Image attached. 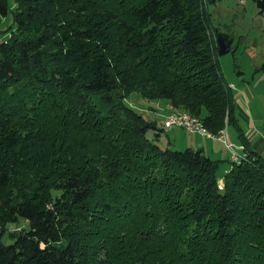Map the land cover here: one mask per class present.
Masks as SVG:
<instances>
[{
    "label": "trees",
    "instance_id": "16d2710c",
    "mask_svg": "<svg viewBox=\"0 0 264 264\" xmlns=\"http://www.w3.org/2000/svg\"><path fill=\"white\" fill-rule=\"evenodd\" d=\"M7 15L0 264H264V158L236 128L219 186L218 160L160 147L124 101L238 127L204 0H0Z\"/></svg>",
    "mask_w": 264,
    "mask_h": 264
},
{
    "label": "rangeland",
    "instance_id": "374dc122",
    "mask_svg": "<svg viewBox=\"0 0 264 264\" xmlns=\"http://www.w3.org/2000/svg\"><path fill=\"white\" fill-rule=\"evenodd\" d=\"M204 8L208 13L211 34L217 45L215 59L221 74L225 82H230L234 86L231 90L234 101L240 99L242 109L248 112L243 116L238 105L234 112L237 123L243 132L247 133L251 128L250 125L247 127L250 120L257 126L264 124V121L256 118L259 113L264 114V0H204ZM9 23L10 16L7 15L0 21V29L5 28ZM245 100H248L249 105H242ZM124 101L137 110L143 118L154 122L155 129H159L157 144L160 147L168 146L175 150L187 148L186 145H179L174 139L181 138V133L187 135L195 133H188L176 126L163 127V115L161 118L159 112L156 113L157 109L148 108L153 107L154 101L145 100L134 92L129 93ZM152 132L148 130L146 136H151ZM227 132L230 133V138L226 135L225 137L235 149L239 144L237 132L232 125H228ZM219 142L230 160L231 152L220 140ZM235 151L238 152L236 149ZM221 165L222 162H219L218 176L221 173ZM18 227H25V224L19 223ZM14 228L13 223L6 225L7 231ZM0 240L3 243L10 242L6 231Z\"/></svg>",
    "mask_w": 264,
    "mask_h": 264
},
{
    "label": "crops",
    "instance_id": "0c3cea01",
    "mask_svg": "<svg viewBox=\"0 0 264 264\" xmlns=\"http://www.w3.org/2000/svg\"><path fill=\"white\" fill-rule=\"evenodd\" d=\"M251 79H253V76L251 77ZM227 84H231L230 82H227ZM233 86V84H231ZM234 88V86H233ZM232 90V89H231ZM240 99H236L235 101V109H237V105L240 109V112L243 114V116H246V109L243 110L241 107V103H240ZM242 105H249L248 100H245L244 103H242ZM149 109L153 110L154 108L157 109L156 113L159 112V116L162 118V115L165 113L166 110L170 109L169 105L164 101V100H158V101H154L153 103V107L149 106ZM248 113V112H247ZM256 118H259L260 121H264V114L263 113H259ZM237 123V120H236ZM251 126V128L248 130V132H243V129L240 127V125L237 123L236 127L235 125H232L234 127V129L237 132V129H239L238 132H240L245 141L248 143L249 148L252 149L253 151H255L256 153H258L259 155H263L264 154V124L263 126H257L255 125L251 120L248 122V126ZM227 126H225V128L223 129V131L225 132L226 136L230 138V133L227 132ZM237 128V129H236ZM185 132V131H183ZM227 132V133H226ZM237 132V134H238ZM238 137V136H237ZM238 141L239 144L238 145H242L240 142V137H238ZM176 142L178 141L179 145H186L187 147L191 148V149H200L202 151V153L207 156L210 159L213 160H218L219 162H222L221 165V173L219 175V179H218V185L221 186L222 185V175L224 172H226L229 168H230V160H228L227 154L225 149L222 147L221 143L219 142V139L216 136H212V137H206L203 135H199V134H192V135H187V134H183L181 133V138H175L174 139ZM168 142V140H167ZM170 144V143H168ZM238 152H240V149H236ZM264 158V156H262Z\"/></svg>",
    "mask_w": 264,
    "mask_h": 264
},
{
    "label": "built area",
    "instance_id": "2783aa9c",
    "mask_svg": "<svg viewBox=\"0 0 264 264\" xmlns=\"http://www.w3.org/2000/svg\"><path fill=\"white\" fill-rule=\"evenodd\" d=\"M228 87L233 89L231 84H228ZM162 126L165 128L176 126L184 129L188 133H195L206 137L213 136L204 129L202 123L197 117L175 109H168L163 114ZM225 135L226 134L222 129L217 133L216 137L224 144L225 148L231 152V155L229 156L230 161L237 163L244 156L243 146L237 145L235 149H240L241 151L236 152L235 149H233L234 145L226 138L227 136L225 137Z\"/></svg>",
    "mask_w": 264,
    "mask_h": 264
},
{
    "label": "water",
    "instance_id": "95a60500",
    "mask_svg": "<svg viewBox=\"0 0 264 264\" xmlns=\"http://www.w3.org/2000/svg\"><path fill=\"white\" fill-rule=\"evenodd\" d=\"M220 48V47H219Z\"/></svg>",
    "mask_w": 264,
    "mask_h": 264
}]
</instances>
